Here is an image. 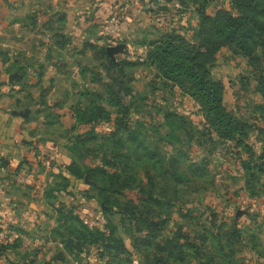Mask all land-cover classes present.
Instances as JSON below:
<instances>
[{"label":"rangeland","instance_id":"1","mask_svg":"<svg viewBox=\"0 0 264 264\" xmlns=\"http://www.w3.org/2000/svg\"><path fill=\"white\" fill-rule=\"evenodd\" d=\"M39 1V10L44 14L34 15L32 0H23L22 6L27 13L22 17V29L16 33L12 28L6 30L9 40L20 38L22 51L14 46L12 49L0 47V61L7 65V75L2 78L3 90H0L4 111L9 115L10 111L30 110L27 120L18 117L24 124L21 137L17 138L22 150L16 155L0 156V246L13 242L17 246L0 256V264H112L114 261L112 257L100 259L97 247L91 245L83 246L80 252L66 250L63 242L68 238L69 230H79L77 224L68 219L70 215L92 230L103 229L106 219L102 214L105 207L87 177L75 180L59 166L63 169V166L75 163L84 170L100 165V161L84 159L78 149L73 156L69 148L74 143L73 138L91 131L89 125L78 123L79 115L75 113L76 109L87 105L84 94L103 92L98 80L108 82V64L101 50L119 44H124L125 49L115 55L112 62L142 63L136 69L126 70L128 78L132 79L127 86L131 89V103L135 108L131 128L142 122L148 144L158 146L165 154L181 153L190 161H205L210 173L207 190L188 192L183 212L195 211L202 224L214 211L217 222L226 223L228 230L235 226L239 232L236 240L227 247L226 237L220 243L216 240L213 244L208 243L204 250L205 262L264 264V174L245 173L241 161L249 160V154L232 141L219 140L213 121L208 120L187 90L175 86L171 92L163 88L161 93L151 91L150 82L156 71L146 62L150 44L172 32L190 44L198 43L197 6L188 0L185 3L180 0H138L139 13L136 9L132 14L134 20H140L129 22L134 25L130 34L123 35L121 31L122 34L114 36L110 26L108 33L100 35V29L91 28L89 24L81 29L79 37H75L64 33L69 28H66L68 20L61 17L62 13L49 16L50 1ZM15 2L2 0L6 8L5 19L12 21L16 15ZM230 3L231 0H207L203 5L205 13L214 16L220 9H229ZM84 5L80 4L84 8L82 12L78 11L81 12L79 16L89 22L87 8L91 6V0H85ZM17 16H20L19 12ZM85 45L95 49H87ZM50 47L53 53H46ZM27 50L34 52V56L27 55ZM246 73L249 68L244 60L232 58L226 49L220 50L213 76L224 86V105L227 110L247 118L248 101L258 102L260 98L253 92L237 95L236 79ZM13 78L21 83L14 85ZM155 83L160 86L159 80ZM129 98H125L126 103L130 102ZM115 117L112 113L111 119ZM112 127V121L101 122L94 127V133L102 138L112 132ZM246 146L258 154L260 139L251 135ZM61 175L72 179L73 189L78 192L75 199L65 194L63 186L66 183ZM84 191L91 198L79 194ZM176 209L172 210V220L163 237L174 232V223L182 224L185 231H194V225L183 223ZM119 218V215L109 216V220L118 226ZM128 231L133 234L130 229ZM127 236L123 234L122 237L128 252L118 255L114 264H145L144 254L132 248Z\"/></svg>","mask_w":264,"mask_h":264},{"label":"trees","instance_id":"2","mask_svg":"<svg viewBox=\"0 0 264 264\" xmlns=\"http://www.w3.org/2000/svg\"><path fill=\"white\" fill-rule=\"evenodd\" d=\"M206 1L188 0L197 6L198 43L190 44L172 32L150 44L146 62L156 71L150 82L151 91L160 92L163 88L171 92L175 86L187 90L200 104L208 120L213 121L219 140L232 141L249 154V160H240L245 173L264 174V0H231L229 9H220L214 16L205 13ZM85 47L95 49L91 45ZM221 49H226L232 58L244 60L249 68V73L236 79L237 95L253 92L260 98L258 102L248 101L247 118L227 110L224 86L213 76ZM101 51L108 64V82L98 80L103 92L84 94L87 105L83 109L79 107L75 113L79 115L78 123L89 125L91 131L73 138L74 143L69 148L73 156L78 149L84 159L100 161V165L84 170L75 163L63 166V169L58 166L75 180L87 177L105 207L102 214L106 223L103 229L92 230L82 220L70 215L68 219L74 221L79 230H69L68 238L63 242L66 250L80 252L83 246L91 245L97 247L100 259L112 257L115 261L118 255L128 252L122 237L126 234L132 248L144 254L145 264H195L197 261L211 264V260L205 262L204 250L208 243H215L213 240L220 243L226 237L227 247L236 240L239 232L235 226L228 230L226 223L217 222L214 211L202 224L195 211L183 212L188 192L207 190L210 173L205 161L193 162L181 153L160 152L158 146L154 147L145 140L142 122L131 128L135 108L131 103V89L127 86L132 79L128 78L126 70L136 69L142 63L127 60L115 63L108 57L106 48ZM158 80L159 87L155 83ZM20 83L19 79L13 82L14 85ZM129 96L130 102L126 103L125 98ZM112 113L116 114L114 119H111ZM111 121L112 132L99 138L94 127ZM251 135L260 139L258 154L246 146ZM99 150L102 153H97ZM61 176L66 183L63 186L65 194L75 199L78 192L73 189L72 179ZM79 194L91 198L86 191ZM174 208L183 223L194 225V231H185L182 224L174 223V232L163 237ZM113 215H119L120 227L109 220ZM15 248V242L1 245L0 256Z\"/></svg>","mask_w":264,"mask_h":264},{"label":"crops","instance_id":"3","mask_svg":"<svg viewBox=\"0 0 264 264\" xmlns=\"http://www.w3.org/2000/svg\"><path fill=\"white\" fill-rule=\"evenodd\" d=\"M13 1H16L15 9L20 13V16H17L16 12V15L14 16L12 21H10L4 18V16H6V8L2 5V0H0V47H11L10 49L15 47L16 49L20 48V50L22 51L21 45H23V43L21 42L20 38L9 40L8 37H6L7 29L12 28L15 33L17 32V30L19 31L22 29V17L25 15V13H27L26 8H23L22 6L23 0ZM49 1L50 5L48 7L47 14H49L50 16L61 12V17L68 20L66 28L69 29H66L64 33L74 35L75 37H79L81 29L83 27L86 28V25L89 27V24L91 28H99L101 31L100 35L108 33L110 26L113 29L112 33L115 34L114 36L120 35L121 31L123 35H128L133 31L132 28L134 27V25L129 24V22L132 20L133 22L137 23L140 20H134L135 15L132 14L136 9V13H139L140 7H138V0H91V6L87 8V12L90 13L89 22H86V20H83V18L79 16L83 11L81 9L85 7V0ZM60 4L62 6L61 8L59 7ZM80 4H83L84 7L80 6ZM39 5V0H32L31 12L34 15L40 16L44 14V12H40L39 9L41 7ZM58 8L60 9V11ZM79 10H81L80 13L78 12ZM130 10H132L131 13L129 12ZM113 18H115L116 20V25L114 24L115 22L112 21ZM112 25H115V28ZM51 45L52 44H50L49 46ZM108 47L109 46H107L106 48ZM50 48L51 50H47L46 53H53L52 47ZM33 53L34 52H30L28 50L26 52V54L30 56H34ZM36 58L38 59V57L35 56V59ZM6 67L7 65H5L4 63L2 64V62L0 61V90H3L4 86V80L2 78L7 75V73L5 72ZM4 107L5 106L0 101V156L3 157L8 154L16 155L17 153H19L18 151L20 149L22 150V146L18 145L19 140L17 138L19 136L21 137L22 131L20 132V130H23L24 127V124L22 122L23 120L13 116L12 111H10L8 115L7 112L4 111Z\"/></svg>","mask_w":264,"mask_h":264},{"label":"water","instance_id":"4","mask_svg":"<svg viewBox=\"0 0 264 264\" xmlns=\"http://www.w3.org/2000/svg\"><path fill=\"white\" fill-rule=\"evenodd\" d=\"M124 49H125V45L119 44L117 46L106 48V52L110 60L115 61V55L122 53ZM12 115L15 117H23L25 120H27L30 116V110L26 108L23 111H12Z\"/></svg>","mask_w":264,"mask_h":264},{"label":"built area","instance_id":"5","mask_svg":"<svg viewBox=\"0 0 264 264\" xmlns=\"http://www.w3.org/2000/svg\"><path fill=\"white\" fill-rule=\"evenodd\" d=\"M178 7H179V6H178ZM112 21H114V22L116 23V20H115V18H113V19H112Z\"/></svg>","mask_w":264,"mask_h":264}]
</instances>
